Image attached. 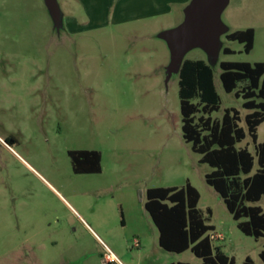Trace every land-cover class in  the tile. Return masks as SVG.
<instances>
[{"label":"rangeland","instance_id":"374dc122","mask_svg":"<svg viewBox=\"0 0 264 264\" xmlns=\"http://www.w3.org/2000/svg\"><path fill=\"white\" fill-rule=\"evenodd\" d=\"M56 1L59 22L46 0H0V75L9 66L16 72L13 93L0 88V264H103L110 252L123 264H202L191 251L163 250L144 206L148 189L187 182L215 227L210 235L223 237L214 247L236 264H264V237L238 229L205 182L213 168L182 137L179 69L169 73L166 33L183 24L187 7L171 3L167 15L122 24L111 20L118 2L140 10L146 0H93L91 9L106 7L107 26L90 29L82 4ZM67 17L74 18L73 33ZM220 23L218 48L195 46L182 62L211 66L222 98L213 117L235 108L246 130L249 111L224 91L220 64L264 63V0H228ZM248 28L256 32L249 54L226 38ZM245 147L255 154L249 135L237 145ZM70 150L100 152L101 172L75 174ZM257 205L264 209V201Z\"/></svg>","mask_w":264,"mask_h":264},{"label":"trees","instance_id":"16d2710c","mask_svg":"<svg viewBox=\"0 0 264 264\" xmlns=\"http://www.w3.org/2000/svg\"><path fill=\"white\" fill-rule=\"evenodd\" d=\"M253 28L226 36L229 41L244 45L249 54L255 46ZM224 49V54H233ZM220 80L223 89L243 99L246 130L240 126L241 112L227 108L221 119L222 98L215 85L214 71L203 60H184L179 69V99L182 116V137L191 145L200 162L213 171L205 182L222 198L238 229L259 240L264 237V142H258V129L264 123V63L221 62ZM249 135L255 154L248 147L237 148ZM77 156L79 160L77 159ZM75 174L101 172L102 155L95 150H81L69 155ZM258 168L255 171V166ZM200 194L187 182L182 188L157 187L146 191L145 210L159 232V246L170 253L191 251L202 264H236L235 259L214 247L207 225L198 208ZM211 215V210L208 209ZM264 263V249L260 253ZM189 264V263H171ZM245 264H253L248 258Z\"/></svg>","mask_w":264,"mask_h":264},{"label":"water","instance_id":"95a60500","mask_svg":"<svg viewBox=\"0 0 264 264\" xmlns=\"http://www.w3.org/2000/svg\"><path fill=\"white\" fill-rule=\"evenodd\" d=\"M228 0H192L185 10V20L178 28L166 33L172 52L169 73L177 71L187 51L195 46L216 50L219 35L223 32L220 15ZM53 17L60 21V10L56 0H46Z\"/></svg>","mask_w":264,"mask_h":264},{"label":"crops","instance_id":"0c3cea01","mask_svg":"<svg viewBox=\"0 0 264 264\" xmlns=\"http://www.w3.org/2000/svg\"><path fill=\"white\" fill-rule=\"evenodd\" d=\"M79 4L83 5L84 10L87 11V14L89 16V21L86 23L88 28H103L106 27V20L102 19L105 15L106 7L101 12L100 8L95 10L94 8L91 9V6L93 5V0H73ZM124 1V0H122ZM144 1V0H143ZM192 0H146V5L140 7V10H135L131 8L123 7L121 8L119 4L115 6L113 9V15L111 17L112 21H115L116 23H129L133 21H140L145 19H154L159 18L164 15H167L170 13V9L168 7V4H176V5H182L188 7ZM139 8V7H138ZM103 15V16H101ZM107 16V14H106ZM101 17V18H100ZM73 19L72 17L66 18V29L68 33H73ZM102 19V20H101ZM86 26V27H87ZM75 27V26H74ZM78 27V25H77ZM215 228V227H214Z\"/></svg>","mask_w":264,"mask_h":264},{"label":"flooded vegetation","instance_id":"af4514ba","mask_svg":"<svg viewBox=\"0 0 264 264\" xmlns=\"http://www.w3.org/2000/svg\"><path fill=\"white\" fill-rule=\"evenodd\" d=\"M2 74L0 75V88L2 89L3 92H7L8 96H10L15 88V70L11 66L9 67H4L2 69ZM80 150H70L68 151V155L71 153L78 152ZM77 159L79 160L78 156Z\"/></svg>","mask_w":264,"mask_h":264},{"label":"built area","instance_id":"2783aa9c","mask_svg":"<svg viewBox=\"0 0 264 264\" xmlns=\"http://www.w3.org/2000/svg\"><path fill=\"white\" fill-rule=\"evenodd\" d=\"M211 239H223L221 235H211ZM139 245V242H136ZM103 264H123L116 256H114L111 252L106 254L103 258Z\"/></svg>","mask_w":264,"mask_h":264}]
</instances>
